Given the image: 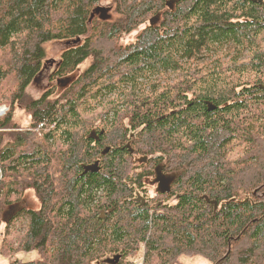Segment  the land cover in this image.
Returning <instances> with one entry per match:
<instances>
[{
    "label": "trees",
    "instance_id": "16d2710c",
    "mask_svg": "<svg viewBox=\"0 0 264 264\" xmlns=\"http://www.w3.org/2000/svg\"><path fill=\"white\" fill-rule=\"evenodd\" d=\"M52 42L54 84L89 65L30 99ZM0 105L11 264H264V0H0Z\"/></svg>",
    "mask_w": 264,
    "mask_h": 264
},
{
    "label": "rangeland",
    "instance_id": "374dc122",
    "mask_svg": "<svg viewBox=\"0 0 264 264\" xmlns=\"http://www.w3.org/2000/svg\"><path fill=\"white\" fill-rule=\"evenodd\" d=\"M103 7H105V5H102ZM101 11H103L104 13H107V10L102 9ZM160 22V15H158L155 20H154V24H159ZM142 27L134 30L133 32H131L130 34H128L123 41V45H127V44H131L133 43L136 38L138 37L139 33L141 32ZM66 48V44L64 43H60V42H52L49 43L46 46V51L49 53L50 55V60L51 62H54L56 60L59 59V54L62 50H64ZM55 63H58L57 61ZM54 63V64H55ZM50 64L47 65L50 67ZM89 65L88 61H85L84 63H82L76 70L75 73H73L72 75L68 76L67 79H58L56 81V84H54L52 81V79L50 78V74H49V70L50 68L47 69L46 73L44 72V76H39L33 83L32 85L29 87L28 89V97L31 99H37L40 96H42L43 92L49 88H51V92L53 91L54 94L52 95V97H56L58 95V93L60 91H62L65 87H67L70 83H72L77 77L78 75L84 71ZM51 69L54 71L56 69V66L51 67ZM51 71V72H53ZM60 80V81H59ZM109 96H116V94L112 93ZM21 123V125L23 127H28L31 123L30 120V116L26 111H22V110H18L15 116ZM46 130V129H45ZM44 130V131H45ZM43 132V131H41ZM29 196H27L26 200L28 202V206L30 208H37L39 206V202L34 197V192L33 190L29 191L28 193ZM19 225L18 223H16L15 225L11 226V230L13 231L15 228H17ZM6 227L2 224H0V248L4 247V243H3V236H4V232H5ZM37 256V253L32 251V252H21L16 254L13 258H11L12 260L15 259H22L24 260V262L30 261L32 259H34ZM11 259L8 257H5L3 255H1L0 253V264H11ZM184 264H208L206 261L199 259V258H194V259H184L183 261Z\"/></svg>",
    "mask_w": 264,
    "mask_h": 264
},
{
    "label": "flooded vegetation",
    "instance_id": "af4514ba",
    "mask_svg": "<svg viewBox=\"0 0 264 264\" xmlns=\"http://www.w3.org/2000/svg\"><path fill=\"white\" fill-rule=\"evenodd\" d=\"M55 62H56V61L51 62V60L48 61V62H46V64H45V68L43 69V72L40 74V77H41V76H44V72L46 73L47 69L50 68V70H49V74H50V78H52V77H53V74H54L55 71H53V70L51 69V67H54V66L58 67V66H59V63H55ZM49 63H51V64H50V67L47 66V65H49ZM54 63H55V64H54ZM51 71H53V72H51ZM127 146H128V145H127ZM155 168H156V173H157V174H155V175L153 176V178H152L151 180L148 181L147 188H148V195H149L150 197H155V198H156V197L158 196L159 193L162 194V193L160 192V187H159V183L157 182V178L159 177L160 179H166L167 181H169L170 184H171L170 186H171V192H172V185H173V180H174V177H175V176H174L173 174L165 173L164 171H160L159 166H156ZM161 188H162V187H161ZM171 192L168 193V194H171ZM145 199H146V198H140L142 204H145V202H146ZM172 200H176V196L172 197ZM19 206H20V205H17V208H19Z\"/></svg>",
    "mask_w": 264,
    "mask_h": 264
},
{
    "label": "water",
    "instance_id": "95a60500",
    "mask_svg": "<svg viewBox=\"0 0 264 264\" xmlns=\"http://www.w3.org/2000/svg\"><path fill=\"white\" fill-rule=\"evenodd\" d=\"M157 182L159 183V187H160V192L162 194H168L171 192V184L169 181H167L166 179H160L159 177L157 178ZM162 187V188H161ZM209 203L214 205V210L216 211L218 208V204L216 201H209ZM104 217V212L102 211V216L101 218ZM119 258H117L118 260Z\"/></svg>",
    "mask_w": 264,
    "mask_h": 264
},
{
    "label": "built area",
    "instance_id": "2783aa9c",
    "mask_svg": "<svg viewBox=\"0 0 264 264\" xmlns=\"http://www.w3.org/2000/svg\"><path fill=\"white\" fill-rule=\"evenodd\" d=\"M8 112V107L6 105L0 106V117L4 116ZM45 129H54V127H49L46 125L45 122H41L38 127L36 128V132H40L41 130ZM137 264H141V260L137 262Z\"/></svg>",
    "mask_w": 264,
    "mask_h": 264
}]
</instances>
